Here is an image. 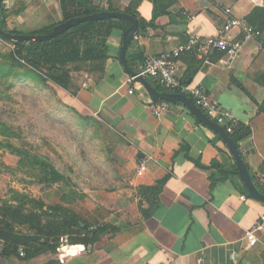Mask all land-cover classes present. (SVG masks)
<instances>
[{"label": "crops", "instance_id": "obj_1", "mask_svg": "<svg viewBox=\"0 0 264 264\" xmlns=\"http://www.w3.org/2000/svg\"><path fill=\"white\" fill-rule=\"evenodd\" d=\"M18 1L22 0L3 4L9 8ZM42 1L16 30L31 33L38 22L36 30L62 21L58 0ZM111 1L121 12L131 7L145 21L152 17L150 0ZM175 1L153 27L134 34L125 56L133 71H141L147 56L168 54L183 45L189 34L200 40L215 37L227 20V9L231 17L245 20L254 7L264 6V0ZM95 22L94 44L100 50L90 49L86 58L93 69L72 75L77 89L74 95L64 91V99L83 117L98 120L112 136L98 165L89 167L83 194L86 201L93 200L95 209L109 212L107 222L118 232L103 236L88 253L89 246L61 245L83 247L66 251L79 253L66 261L56 251L28 260L0 257V264H264V231L256 234L255 247L244 250L245 231L264 214V201L249 195L226 143L181 104L171 103L175 114L155 116L153 107L165 101L152 99L131 81L119 60L129 26L116 18ZM224 37L242 42L240 52L234 58L216 52L206 61L198 59L201 64L188 86L202 87L228 110L233 131L237 124L250 129L238 151L253 185L264 196V50L260 40L244 42L237 30ZM95 64H102L103 70ZM195 66L190 56L180 57L177 77L182 79ZM145 79L157 93H176L155 79ZM141 165L143 173L138 172ZM162 181L156 204L139 194V188ZM139 204L142 210L152 206L148 218H142ZM90 218L101 219L96 210Z\"/></svg>", "mask_w": 264, "mask_h": 264}, {"label": "trees", "instance_id": "obj_2", "mask_svg": "<svg viewBox=\"0 0 264 264\" xmlns=\"http://www.w3.org/2000/svg\"><path fill=\"white\" fill-rule=\"evenodd\" d=\"M153 10L150 21H145L127 7L124 13L137 20V34L146 28L153 27L160 16L166 15L175 0H150ZM62 22L98 14L101 12H121L111 0L105 3L101 0H58ZM6 6L2 4L0 10V28L13 35H46L55 25L38 29L31 33L7 29V20L18 15L22 9L9 14ZM245 21L254 29L260 31L261 47L264 50V6L254 7L247 15ZM122 22L129 26L127 21ZM96 22H83L71 27L57 37L43 42H12L0 37V42H6L13 47L7 55L0 54V84H7L16 76L25 75L38 80L42 84H51L71 95L75 94L76 87L72 85V75L93 69L92 62L86 58L88 51L100 50L94 44L96 37ZM90 52V53H91ZM190 56L196 66L187 71L182 79L183 86H187L197 72L201 61L193 53L183 54ZM181 56V57H182ZM198 60V61H197ZM131 64V63H130ZM102 71V64L94 65ZM11 86L10 84L8 85ZM171 91V90H168ZM176 92V91H171ZM176 93H179L177 91ZM83 119V118H82ZM89 120V118H84ZM232 144L239 150V143L250 136V129L242 124H237L232 134H228ZM12 139H18L16 131L0 120V150H8L19 158L18 166L28 171L38 173V184L47 188L53 185L69 184V179L62 175L47 160L35 154L21 151L11 144ZM163 181L152 187L139 188V194L147 202L148 196L156 204ZM64 195V201H67ZM13 202H0V257H19L22 249L25 256L22 259H33L44 253H56V248L64 238L67 245H85L92 247L103 236L115 234L118 229L110 223H89L65 204L48 205L42 199H30L25 195L16 194ZM69 201H67L68 204ZM141 216L146 219L150 216L152 206L147 210L140 208ZM81 250L83 247L74 246ZM74 247L61 248L59 253L66 252Z\"/></svg>", "mask_w": 264, "mask_h": 264}, {"label": "rangeland", "instance_id": "obj_3", "mask_svg": "<svg viewBox=\"0 0 264 264\" xmlns=\"http://www.w3.org/2000/svg\"><path fill=\"white\" fill-rule=\"evenodd\" d=\"M38 3L43 1L22 0L14 6L5 7L9 14L23 7L18 15H10L7 28L21 29L24 16L27 15V19L32 17V11L37 12ZM40 23L36 24V29L41 26ZM12 50L10 44L0 42L1 55H7ZM64 95V91L51 84L44 85L21 74L7 84H0V120L18 135V139L10 141L11 144L21 151L47 159L69 179V184L53 185L51 188L40 185L36 171L19 167V158L1 149L0 202H13L18 193L30 199H42L48 205L63 203L89 223H95V219L90 217L96 210L101 218L97 222L102 223L107 219L105 223H108L109 212L95 209L93 200L86 201L83 190L87 189L84 184H88L85 180L88 171L98 165L100 157L105 155L112 136L98 120H85L88 117L72 109ZM66 194L68 204L64 201ZM68 239H62L58 248L67 245Z\"/></svg>", "mask_w": 264, "mask_h": 264}, {"label": "built area", "instance_id": "obj_4", "mask_svg": "<svg viewBox=\"0 0 264 264\" xmlns=\"http://www.w3.org/2000/svg\"><path fill=\"white\" fill-rule=\"evenodd\" d=\"M227 20L222 26L220 32L215 37L200 40L197 36L189 34L186 43L173 49L168 54H160L158 56H147L141 71L138 75L155 79L161 83L166 90L179 91V94L185 95L192 99L194 105L204 112L207 118L215 124L223 127L225 133H233L234 120L232 114L228 110L220 108V106L211 100L207 92L199 86H183L180 78L176 75V61L186 53H193L194 57L200 60H207L213 53L220 52L229 58H234L241 50L242 42H230L224 37L225 34L237 30L242 34L243 41H258L261 37L260 31L251 27L245 20L231 17L230 10H226ZM134 78L130 80L133 81ZM132 94L130 90L128 92ZM153 114L160 116L161 114H175L173 106L168 102H161L153 107ZM139 173L144 172V166L141 165ZM264 231V214L260 215L255 223L244 234L246 245L244 250H249L258 243L257 233ZM60 247V245H59ZM58 247L56 248L59 254ZM88 253L90 247L85 248ZM25 256L24 251L20 249L19 257ZM59 257V256H58Z\"/></svg>", "mask_w": 264, "mask_h": 264}, {"label": "water", "instance_id": "obj_5", "mask_svg": "<svg viewBox=\"0 0 264 264\" xmlns=\"http://www.w3.org/2000/svg\"><path fill=\"white\" fill-rule=\"evenodd\" d=\"M3 1L4 0H0V10L2 8ZM111 18L121 19V20H125L129 22V27L125 30L122 36V45H121L120 53H119V60H120L121 65L123 66L124 71L131 78H134L133 80L139 83L152 99H160L168 103H178V104L183 105L193 116L196 117L198 121L207 125L212 130H214L216 133H218L219 136L223 139V141L228 146L229 151L234 159V162L237 168V173L239 174L241 179L244 181L248 189L249 195L255 199L264 201V196L261 195L257 191V189L255 188V186L253 185L251 181L249 172L241 158L240 152L232 144L229 136L225 133V131L220 126H218L214 122L207 119L202 113V111L194 105L191 98L185 95L179 94V93H157L149 86L144 76L138 75L137 72L133 71L131 68L128 67L127 62H126V57H125L126 50L128 46L130 45V43L132 42V40L134 39V34H136L138 30L137 20L131 15H128L124 12H101L98 14L74 18L66 22L59 23L58 25H55L52 31L46 35H13L0 28V37L5 40L12 41V42L49 41L57 37L58 35L66 32L71 27H74L80 23L95 22V21L111 19ZM78 255L79 253L77 251L74 254H69L68 252L59 253L60 259L62 261H66L73 257H77Z\"/></svg>", "mask_w": 264, "mask_h": 264}]
</instances>
